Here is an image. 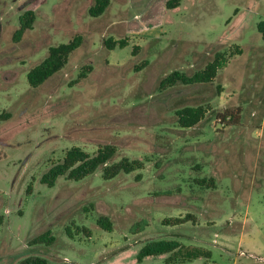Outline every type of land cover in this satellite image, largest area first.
Returning <instances> with one entry per match:
<instances>
[{
	"label": "rangeland",
	"instance_id": "rangeland-1",
	"mask_svg": "<svg viewBox=\"0 0 264 264\" xmlns=\"http://www.w3.org/2000/svg\"><path fill=\"white\" fill-rule=\"evenodd\" d=\"M167 1L111 0L93 16L96 0H0V264L33 255L48 264H264V0ZM28 10L33 28L16 41ZM79 34L65 67L33 87L30 69ZM110 38L128 44L110 49ZM218 52L227 63L214 81L161 87ZM187 105L208 109L188 128L177 113ZM227 109L240 112L238 124L223 119ZM105 144L118 147L115 160L144 167L42 182L71 147L95 154ZM47 231L50 243L34 242ZM163 238L212 255L138 260Z\"/></svg>",
	"mask_w": 264,
	"mask_h": 264
},
{
	"label": "trees",
	"instance_id": "trees-1",
	"mask_svg": "<svg viewBox=\"0 0 264 264\" xmlns=\"http://www.w3.org/2000/svg\"><path fill=\"white\" fill-rule=\"evenodd\" d=\"M182 0H168L169 8L180 6ZM111 0H96L95 4L90 8L93 16L102 15L108 8ZM36 19V12L28 10L20 16V26L14 34V39L19 41L28 29L33 28ZM258 29L264 38V20L259 22ZM83 43V36L76 35L68 42H62L53 45L49 49V54L36 66L28 72V81L33 87H38L47 81L54 74L59 72L68 63L71 54L77 50ZM126 46V40H115L110 38L106 40V45L110 49L116 48L117 45ZM144 63H147L146 61ZM227 63V56L224 52H218L213 61H210L205 68L189 75L182 71L175 70L167 75L161 81V87L167 88L182 82L184 84L209 83L214 81L220 68ZM84 75V74H83ZM208 109L203 105H187L177 110L179 116V124L182 127H193L198 124L206 116ZM223 119L229 118L231 124H238L241 114L238 110L227 109L223 115ZM118 147L115 144H105L99 148L95 154H91L81 146L71 147L62 161L53 165L42 177V182L49 186H54L60 176H67L73 180H81L85 177L102 169L105 179H112L121 173H131L144 167L141 159H131L122 157L115 160ZM213 181V179H211ZM205 179L200 180L205 183ZM31 188V187H30ZM190 215L184 218L176 217L167 219L168 224H179L187 221ZM99 223L108 231L113 230V224L107 216H101ZM53 236L47 231L34 239L35 243L48 242L53 240ZM170 254L167 257L168 262H189L202 257H210L212 251L203 246L186 245L176 239H158L147 242L138 254V260L142 261L149 256H160ZM179 255V256H178ZM179 259V260H177ZM18 264H48V260L42 256H29L21 260Z\"/></svg>",
	"mask_w": 264,
	"mask_h": 264
},
{
	"label": "built area",
	"instance_id": "built-area-1",
	"mask_svg": "<svg viewBox=\"0 0 264 264\" xmlns=\"http://www.w3.org/2000/svg\"><path fill=\"white\" fill-rule=\"evenodd\" d=\"M243 253H245V252H243Z\"/></svg>",
	"mask_w": 264,
	"mask_h": 264
}]
</instances>
